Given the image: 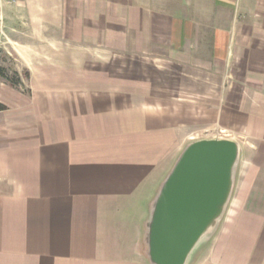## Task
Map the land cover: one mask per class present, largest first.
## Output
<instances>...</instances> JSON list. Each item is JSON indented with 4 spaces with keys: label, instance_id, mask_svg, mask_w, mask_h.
<instances>
[{
    "label": "crops",
    "instance_id": "0c3cea01",
    "mask_svg": "<svg viewBox=\"0 0 264 264\" xmlns=\"http://www.w3.org/2000/svg\"><path fill=\"white\" fill-rule=\"evenodd\" d=\"M12 1L32 35L73 39L45 45L72 55L41 103L0 112V264H150L153 199L204 139L240 159L194 264H264V0Z\"/></svg>",
    "mask_w": 264,
    "mask_h": 264
},
{
    "label": "water",
    "instance_id": "95a60500",
    "mask_svg": "<svg viewBox=\"0 0 264 264\" xmlns=\"http://www.w3.org/2000/svg\"><path fill=\"white\" fill-rule=\"evenodd\" d=\"M239 145L228 139L190 142L161 183L146 222L150 264H189L223 219L234 189Z\"/></svg>",
    "mask_w": 264,
    "mask_h": 264
},
{
    "label": "rangeland",
    "instance_id": "374dc122",
    "mask_svg": "<svg viewBox=\"0 0 264 264\" xmlns=\"http://www.w3.org/2000/svg\"><path fill=\"white\" fill-rule=\"evenodd\" d=\"M12 2V0H0V67L5 70L6 76L10 80H18L19 85L13 87L0 78V103L10 108H16L19 105H26V103L31 105L33 101L27 100L29 98H35L34 102L40 104L41 101L37 94L40 95L45 89L46 85L43 84V79L54 80L58 73V69L50 68L47 61H57L59 57H68L71 54V52L48 53L45 48L48 40H50L49 43L66 44L69 48L73 38H63L58 42L57 37L32 35L36 31L29 29L24 19L21 20L17 14L10 12L9 8ZM232 199L233 193L228 205L231 204ZM207 244L208 241L202 244L189 264L196 262Z\"/></svg>",
    "mask_w": 264,
    "mask_h": 264
},
{
    "label": "trees",
    "instance_id": "16d2710c",
    "mask_svg": "<svg viewBox=\"0 0 264 264\" xmlns=\"http://www.w3.org/2000/svg\"><path fill=\"white\" fill-rule=\"evenodd\" d=\"M0 78L3 79V80H5L9 85H11V86H13V87L19 85L18 80H10V79L6 76L5 70H4L2 67H0ZM6 109H7V108H6L4 105H2V104L0 103V112L5 111Z\"/></svg>",
    "mask_w": 264,
    "mask_h": 264
}]
</instances>
